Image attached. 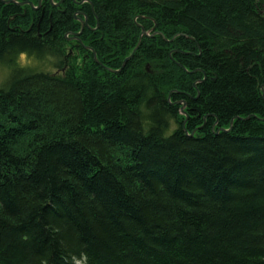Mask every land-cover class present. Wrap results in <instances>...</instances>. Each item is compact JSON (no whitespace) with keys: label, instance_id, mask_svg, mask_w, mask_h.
Returning a JSON list of instances; mask_svg holds the SVG:
<instances>
[{"label":"trees","instance_id":"obj_1","mask_svg":"<svg viewBox=\"0 0 264 264\" xmlns=\"http://www.w3.org/2000/svg\"><path fill=\"white\" fill-rule=\"evenodd\" d=\"M0 69V264H264V0H0Z\"/></svg>","mask_w":264,"mask_h":264},{"label":"rangeland","instance_id":"obj_2","mask_svg":"<svg viewBox=\"0 0 264 264\" xmlns=\"http://www.w3.org/2000/svg\"><path fill=\"white\" fill-rule=\"evenodd\" d=\"M20 63H21V64H24V63H28V64H30L29 61H27V60H25V59H23V58L20 60ZM32 64H33V63H32ZM32 64H31V65H32ZM49 72H52V70H50ZM5 76H6V72L0 69V84L3 82Z\"/></svg>","mask_w":264,"mask_h":264},{"label":"water","instance_id":"obj_3","mask_svg":"<svg viewBox=\"0 0 264 264\" xmlns=\"http://www.w3.org/2000/svg\"><path fill=\"white\" fill-rule=\"evenodd\" d=\"M3 4H6L7 2H2ZM11 3H14V2H11ZM22 4H19V6H21ZM142 34H143V32H142ZM129 59V58H128ZM183 108H184V106L181 108V112H183Z\"/></svg>","mask_w":264,"mask_h":264},{"label":"bare ground","instance_id":"obj_4","mask_svg":"<svg viewBox=\"0 0 264 264\" xmlns=\"http://www.w3.org/2000/svg\"><path fill=\"white\" fill-rule=\"evenodd\" d=\"M22 4L21 6H19V4H17L19 7H22L24 5V3H20ZM30 7L32 8V5L29 3ZM127 60V59H126Z\"/></svg>","mask_w":264,"mask_h":264},{"label":"flooded vegetation","instance_id":"obj_5","mask_svg":"<svg viewBox=\"0 0 264 264\" xmlns=\"http://www.w3.org/2000/svg\"><path fill=\"white\" fill-rule=\"evenodd\" d=\"M83 25H85V23H84ZM83 25H82V26H83ZM70 39H72V38H70Z\"/></svg>","mask_w":264,"mask_h":264}]
</instances>
